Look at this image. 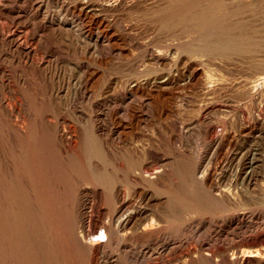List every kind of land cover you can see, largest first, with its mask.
Wrapping results in <instances>:
<instances>
[{"label":"rangeland","instance_id":"374dc122","mask_svg":"<svg viewBox=\"0 0 264 264\" xmlns=\"http://www.w3.org/2000/svg\"><path fill=\"white\" fill-rule=\"evenodd\" d=\"M160 1L118 0L115 2L112 0L111 4L114 3L115 6L113 5V10L105 12L106 20L113 23L119 18L122 20L125 31L120 30V32L112 23L108 25L109 27L95 21L88 24L86 19L84 20L85 26L82 24V31L86 39L82 42L74 39L72 35H67L72 36L69 38L65 34L60 36L58 32H55V38L49 36L48 45L45 44L43 47L48 46L47 49L49 47L54 49L57 52L58 60L52 59L48 64L44 63L42 68L37 71H32L28 65L22 66L20 60H17L18 56L6 52L5 45H0V96L2 94L10 106H15L19 110L20 113L15 114L16 117H19V120L16 118L19 121H17L19 126L23 127L22 122L24 121L25 126L29 128L30 125L31 130L30 132L26 130L27 135L18 133L4 120L5 117L0 110V174L5 176L7 184H11L10 192L14 195L13 198L11 197L12 210L9 215L4 209L6 208L5 197L0 195V199H2L0 200V207L2 206L0 208V226L2 224L0 229V243L2 244H0V248H2L0 264H22L23 262V264H30V261H32L31 264L33 262V264H87L75 249L70 236L67 235L64 223L69 212L71 194L79 185L81 175L87 172L88 174L94 173L93 166L95 160L99 158L97 159L98 155L93 153L92 149L83 147L82 150V147L80 148L81 145L84 146L83 140L75 153L66 154L63 146L57 141L58 139L56 140V137L52 136L53 124L61 122V120L70 122L77 131L82 133L86 131L85 134H89L88 136L92 134L90 129L93 121L98 124L102 123L104 126L108 124L120 132L123 141L130 139L141 141L140 143L144 145L148 144V152L144 157L150 170L143 176L148 178L147 180L152 184L151 186L148 183L130 185L129 189H132L130 190L132 193L129 192L132 195L131 198L135 200L134 203L139 201L140 197L147 195L150 197L151 204H154V207L157 206L156 209H160V207L164 209V204L162 206L161 201H158L160 198L158 195L163 188L168 191L171 187V191L176 190L174 191L176 193L178 190L177 193H182V195H185L184 192L186 193L189 189L186 193L189 195L192 192L191 189L187 186L184 187L187 185L184 184L186 169L192 168L196 164L206 165L204 167L209 168L211 174L208 172V176L206 175V178L202 180V185L198 182V185L201 186L196 185L195 178L193 182L196 183L194 184L192 181L190 183V187L193 184L195 192L192 193L195 197L197 196V205H200V208L193 209L190 215L192 218L190 222H192H189L190 224L186 222L184 224L186 227L184 225L177 227L174 225V221L168 224L166 242L156 244L158 246L166 243L170 249L174 245L176 250L172 249L173 251L168 254L169 257L164 256L165 258H162L165 259L164 261L158 259L162 262L156 261L157 264H166L167 260L170 261V264H176V261L186 251L194 252L195 250L202 255L207 252L211 259L213 256L212 260H208L209 264H223L226 262L224 260H230L231 253H236L234 255L236 257L243 250L264 247V198L259 196L255 189L246 188L238 174L246 172L243 168L244 164L258 158L261 160L260 165L262 164L259 173L262 172V178H259L260 181L258 180L257 184L264 186L263 146L262 143L253 140L256 139V136L253 138L249 131L253 121H264V88L258 86L249 94L246 93L247 86L257 78V70L249 65L251 60L248 57L253 53H245L249 52V49L244 50L246 46L242 47V44L239 43L238 45H229L231 48H228L227 40L221 43L215 42L217 41V27L221 24V26H227L228 30L230 29L227 30L228 32L222 30L227 35L228 33L234 35L238 31L234 35L236 41V38L240 40V34H244L245 31L250 32V27L253 29V27L262 24L264 17L258 15L261 21L258 22V17L253 18L245 14L251 19L249 20L242 14L243 9H237V7H243L236 6L229 0H219L223 2L222 4L218 0H213L212 2L220 4H216L214 7L222 5L221 9L217 8L219 13L217 11L214 14L216 17L213 15V19L202 20L201 26L199 25L198 28L181 25L169 31L161 28L159 23H156L152 18V11L158 9H155V6ZM192 1L186 0L187 3L183 2L179 6V8L183 7L180 14H190L198 7L207 8L209 5L215 4L211 3V0ZM228 5H231V8ZM226 7L229 10L226 11ZM191 9L195 10L191 12ZM231 10H234L232 13H236L235 15L241 11L242 15L239 13L235 17L230 13ZM220 11H222L221 14L224 12L225 15L222 16L225 17L220 15ZM227 12L232 14L231 17ZM59 15L60 10L56 0H11L10 8L0 13V29L4 34L16 30L29 35L39 29L49 31L50 28L53 31V26H55ZM178 16L180 17V15ZM27 18L31 23H27ZM170 19L174 22L180 20L174 16H171ZM170 19L168 18L167 22L173 23ZM214 19L215 21H213ZM206 22L208 23L207 28L204 27L207 25ZM236 22L241 24L240 27L246 26L247 29L243 27L241 28L243 31H241L239 28H234ZM32 23H34L33 27H31ZM251 23L254 25L252 26ZM256 23L258 24L255 26ZM97 32L107 39V50L104 52L99 50L95 44L94 37L95 34H98ZM261 36L264 38L263 33ZM93 43L94 45H92ZM218 46L219 48H217ZM260 48L259 53L262 57L258 55V52V54L254 52V56L252 55L256 61H264V46ZM229 49L233 50V53ZM242 49L243 51H241ZM238 51V56H235ZM154 52L163 53L166 56L165 59L161 63H154L151 60V54ZM242 52L248 55L242 56ZM83 73L84 75H82ZM79 75L84 76H80L83 82L79 80ZM253 76L256 78L252 79ZM135 77H139L138 81L141 86L133 91L135 99L132 100L125 96V89L128 87L127 83ZM161 77H163V81H167L164 89L156 88L151 84H143L145 78L159 83L161 80L159 81L157 78ZM22 79L23 82H21ZM204 83L210 89L208 92L203 89ZM77 88L86 89L90 93V99L81 100ZM99 99L104 100L99 102ZM119 108L126 109L125 119L116 115ZM240 110L244 111V115L239 113ZM13 120L12 122H14ZM103 125L102 127H104ZM24 127L23 129H26ZM105 134L106 138L102 137L106 140L105 144L102 141L104 148L110 144L108 143L110 136L108 133ZM258 143L260 147L257 146ZM137 153L139 152L130 154L137 157L139 156ZM254 153L255 156H253ZM116 171L115 168L111 174H118ZM34 173L38 177L36 176L37 181L33 188L35 189L33 190L35 198L31 202L28 199L32 198V193L28 190V178L29 174ZM210 183H217L221 190L229 191L228 197L218 195L219 193H215L217 197L209 195L207 190H209ZM2 192L6 194L5 189H2ZM92 197L94 196L91 195V201ZM100 200H95L94 210L99 213L97 215L103 217L108 207ZM197 200L194 201L197 202ZM1 202L4 203L1 205ZM29 213L33 214V219H36L35 228L32 229L28 227ZM12 219L13 222H11ZM7 221H10L11 224ZM24 222L27 225L23 224ZM4 231L6 232L4 233ZM31 231H33L32 234ZM19 232H21V236L17 237ZM14 233L16 235L13 238ZM26 234L27 236L31 234L33 237L29 238ZM6 240L7 244H5ZM156 244L155 249H159L161 246L157 247ZM21 251L24 255L21 254ZM133 251L131 250L127 256L129 264L134 263L137 259L139 261L143 259L140 254L144 250ZM221 255L226 258H222ZM113 256L115 257V255ZM114 257L109 261H118L122 264L124 259L120 258L122 259L120 261ZM26 259L30 261H25ZM82 261L84 262L82 263ZM165 261L166 263H164ZM95 263L96 258H93L90 264ZM258 263H260L259 258H251L248 262V264Z\"/></svg>","mask_w":264,"mask_h":264},{"label":"bare ground","instance_id":"6f19581e","mask_svg":"<svg viewBox=\"0 0 264 264\" xmlns=\"http://www.w3.org/2000/svg\"><path fill=\"white\" fill-rule=\"evenodd\" d=\"M111 1L112 0H56V2L59 5L60 15L58 16V20H56L57 22H55L56 23L55 26H53L54 29L51 27V29H53V31L50 30V28H49V31L44 30V29H42V30L39 29L38 31L34 30L35 32L32 35H29L27 33H24V34L21 33L20 30H19L20 32L14 30V31H11L10 33L4 34L3 31L0 29V45H5V47L7 49L6 52L8 51V53L10 52V54L12 53V54H15L16 56H18L17 60H20V62H21V63L20 62H18V63L22 64V66L23 65H26V66L28 65V68H30L32 71L40 70V68H42L44 63L48 64L52 59L58 60L56 58L57 57V52L54 49H52L51 47H49V49H47L48 46L46 48L43 47V46H45V44L48 43L47 39H48L49 36L50 37H54V36H56L55 32L56 33L58 32V34L60 36H61V34H65L66 36L67 35H72L74 37V39L80 40L81 42H82V40L84 41L86 39V37H85V35L83 34V31H82L83 30L82 29V27H83L82 24H84V20L87 19L88 24L92 23L93 21H95V22L100 23V24H106L107 26L111 25L110 23H112V22H109L108 20H106V16H105V12L111 11V10L114 9V7H113L114 3L112 5ZM114 1L116 2L118 0H114ZM190 1H192V0H190ZM207 1H209V0H207ZM212 1L213 0H211V3H215V1L214 2H212ZM220 1H223V0H220ZM220 1L218 0V2H220ZM226 1H228V0H226ZM183 2L185 3L186 0H161L155 6V9H157V8L158 9L157 10L154 9L155 11H152V13H153L152 14V18L156 21V23H159V26L161 28L169 30V31H172V30L178 28V26H181V25H187V26L189 25V26L198 28V26L201 24L202 20L211 19L212 16L217 13V11L219 13V10H217V8L221 9L220 7L222 6L221 5L220 7H214V6H216V4H218V3H215L212 6L209 5V7H207V8L198 7L196 10L194 9L195 11L193 9H191V12L192 11H194V12L190 13L188 11L190 14H185V13H181L180 14V11H183L182 10L183 7L179 8V6L182 5ZM192 2H195V1H192ZM229 2L236 4V6L238 5V6L243 7V8H240V7L238 8L237 7V9H240V10L243 9V11H242L243 15L248 14L249 17H253V18L254 17L255 18L258 17V15H261V17H264V0H229ZM206 3H208V2H206ZM222 3L223 2H220V4H222ZM220 4H218V5H220ZM10 5H11V0H0V13L5 12L7 8H10ZM223 5H225V4H223ZM198 6H200V5H198ZM255 6H257V7H255ZM229 7L231 8V5ZM225 9H226V11L229 10L227 7ZM184 10L186 11L185 7H184ZM11 11H12V9H11ZM233 11L231 10V12L230 11L229 12L232 13ZM236 11H238V10H236ZM221 12L222 11H220V15L222 16L225 11L222 14H221ZM229 12H227V13L229 14ZM239 13L241 14V11ZM239 13H237V15ZM235 14H233V15H235ZM178 15H180V17ZM231 15H230V17H231ZM237 15H235V17ZM171 16L180 18V20L178 19V21L174 22V21H172V19H170ZM248 16L245 15L246 18ZM222 17H225V16H222ZM249 17H248V19L251 20ZM259 17H258V22L260 21ZM168 18L173 23L167 22ZM262 19L264 20V18H262ZM217 20H219V19H217ZM13 21H14V19H13ZM213 21H215V19ZM223 21H224V18H223ZM24 22H22V23H24ZM237 22H239V21H237ZM237 22L235 24L236 27H234V28H237V29L239 28L241 30V28H243V27L245 28L246 27V26L240 27L241 24H239ZM27 23L28 24L31 23L29 19H28ZM203 23H205V22L203 21ZM218 23L221 24L220 22H218ZM33 24L34 23L31 24V27H33ZM112 24L114 26H116L119 31L120 30L121 31H125L124 30V26L122 24V20H120L119 18L116 19ZM243 24H246V23H243ZM257 24L258 23H256L255 26ZM16 25L18 26V24H16ZM221 25L217 27V41H215V42H220L221 43L222 41L225 42V40H227L228 42L227 41L226 42L229 43V44L227 45V43H226L225 47L227 45L228 48H231V46H229V45H234V44L238 45L240 43V44H242V47L246 46V48L244 47L245 51H247L249 49L248 50L249 52H245V53H250L251 52V53H253L252 55L254 56V52H256V53L258 52L259 53L260 52L259 50L261 49L260 47L264 46L263 45L264 44V38H262V36H261L262 33L264 35V22L262 24H260L259 26H257V27H253V29H252V27H250L251 29L248 27L251 31L250 32H246L245 31L244 34H242V35L240 34V40H237V38H236V41H235V37L236 36H234V35L238 31H236V33L234 35H231L230 33H228V35H227L226 32H228L230 29L228 30L227 26H221ZM251 25L253 26L254 24L251 23ZM84 26H85V24H84ZM90 26H91V24H90ZM206 26L208 27V23L204 27H206ZM216 26H217V24H216ZM201 28L203 29V27H201ZM246 29H247V27H246ZM222 30H225L226 32H224ZM232 30H233V28H232ZM241 31H243V30H241ZM95 35L96 36L94 37V40H95V44L98 47V49L101 50L102 52L106 51L107 50V42H106L107 39L103 35H101L100 33L95 34ZM72 36H70V37H72ZM67 37H69V36H67ZM172 41H173V39H172ZM194 43H195V41H194ZM92 45H94V43ZM96 46H94V48ZM36 47H37V49H36ZM222 47H221V49H222ZM238 47H240V46H238ZM217 48H219V46ZM233 49H235V48H233ZM239 49H241V48H239ZM220 50H218V51H220ZM229 50H231V49H229ZM262 50H263V48H262ZM262 50H261V52H262ZM231 51L233 53V50H231ZM241 51H243V49ZM237 53L239 54V51L236 52L235 56H238ZM244 55L245 54H243V52H242V56H244ZM246 55H248V54H246ZM252 55L250 57H248L249 60H251L250 61L251 63L249 65L254 70H257V74H256L257 78L253 76L252 79H254V78H256V79L253 82H251L250 85H248V83L246 84V86L247 85L249 86V87L247 86V88H246V90H247L246 93L247 94H249L253 89L257 88L258 86H261V88H264V61L257 59L259 61V63H256L258 61H256L255 57H253ZM258 55L260 56V53ZM226 56H228V55H226ZM232 56H231V58H233ZM165 57L166 56L163 53H161V52H154V53L151 54V60L154 63H161V61L163 59H165ZM260 57H262V56H260ZM228 58L231 59L230 57H228ZM263 58H264V56H263ZM82 75H84V73ZM80 76L81 75H79V80L81 81ZM138 76H139V74H138ZM141 76H142V74H141ZM81 77H84V76H81ZM138 80H139V77L138 78L135 77L134 79H131L128 83L126 82L127 86H128L127 87L128 89L127 88L125 89V96L129 97L132 100L135 99V95H134L133 91L137 90L141 86V84H140V82ZM157 80H159V81L161 80V81L159 83H156L155 81L153 82L152 80H150V79L148 80V78H145L143 84L155 85L156 88H159V89L166 88L167 81H163V77L157 78ZM23 81L24 80L22 79L21 82H23ZM140 81H142V80H140ZM81 82H83V81H81ZM205 83L203 85V89L206 92H208L210 89H208L209 87L205 86L206 85ZM73 84H75V83H73ZM70 85H71V83H70ZM80 85L82 86V84H80ZM122 86L123 85H121V87ZM74 89H76V88L74 87ZM78 91H79V98H81V100H89L90 99V93L86 89L79 88ZM123 91H124V89H123ZM104 99H99L98 101L100 102L101 100H104ZM99 102H97V103H99ZM0 110H2V112H3V115L5 117L4 120H6L8 125H10L12 128H14L15 131H17L18 133L19 132L23 133V135L24 134L25 135L28 134V133H26V130L28 132L31 131L30 130V125H29V128H27L28 126L26 127L25 124L23 123L24 122L23 121V119H24L23 117H21L23 119H21V118L20 119L23 121L22 125H23V127L25 126L26 129H23V127L19 126L20 125L18 123L19 122L18 121L19 117H16L17 115H15V114H17V112H19V110L15 106H10L8 104V101H6V98L2 94L0 96ZM116 113H117L116 115H118L120 118H124V119H125L126 114H127L126 113V109H122V108H119ZM239 113L241 115H244V111L243 110H240ZM0 118H1V116H0ZM12 120L14 122H12ZM49 124H51V123L49 122ZM101 124L102 123L98 124L96 121L95 122L93 121V123L91 125V129H90V131H91L90 133H92V134L90 136H88L89 134L88 135L85 134L86 131L84 133H82V132H80L78 130L79 131L78 132L75 129L76 127H74L70 122H67L65 120H63V121L61 120V122L58 121V122H56V124H53L54 125V129H53V135L52 136L56 137V140L58 139L57 141H59L60 142L59 144H61V146H63L62 148L64 149V152L66 154L75 153L76 150L79 148L78 145H80V142L83 140L84 141V146L81 145L80 148L82 147L81 148L82 150L84 149L83 147H88L89 149H92V151H94L93 153L98 155L97 159L99 158L98 160H95V165L93 166L94 173H89V174H88V172L84 173L83 175H81L82 177L79 180L80 183L77 186L76 190H75V187L73 186L74 187L73 189L75 191L73 190L74 193L72 191L73 194H71L72 197L70 198L71 202L69 204V212H68L67 217H66V222L64 223V227H65L66 231L68 232L67 235L70 236V239L72 240V243H73L75 249H77V251L82 255V257L85 259L87 264H90V261L93 258H96V263L95 264H120L118 261L117 262L109 261L111 258L113 259V257H114L113 255H115V257L118 258V259H120V258L124 259V260L120 259V261L121 260L123 261L122 264H129L128 262H130V261H128V257L127 256H128V254L130 253L131 250L133 251V250H136V249L145 251V252L142 251L141 254H140V257H143V259L140 260V261H139V259H137L138 261L136 260L134 263H131V264H157L156 261H159L158 259H162L164 256L165 257H167V256L169 257L168 254H170L171 251H173L172 249H174V245H173V248L170 249L169 246L166 245V243H164L163 245L162 244L158 245V246L156 244L158 242H166L165 240H167L166 236L168 235L167 233H168V230H169L168 229V224H170L173 221L175 222L174 225H176L177 227H180L181 225L186 224V222L188 224L190 222V220L192 219L190 217V215L192 214L193 209L194 208H198V209L200 208L199 207L200 205L199 206L197 205V203H198V200H197L198 198H196L197 196L195 197L194 194L192 193L194 191L193 187H192L193 184L190 187V183L192 181V183L195 184L196 182H193V179L195 178L196 181H197L196 185H198V182L202 185V180L204 178H206L207 174L210 173L209 172V168L208 167L207 168L204 167L206 165L202 166V164H198V165L196 164L192 168L190 167V168L186 169L187 170L186 174H184V173L183 174L185 175L184 179L187 181V182L185 181L184 184H187V185H184V187L187 186V187H189L191 189L190 191H192V192H190L191 194L188 195L186 193H188L189 189H188V191L185 190V191H187L186 193L184 192L186 197H185V195H182V193L181 194L177 193L178 190H177L176 193L174 192L176 190L171 191V187H170V190H168V191H167V189L165 191V189L163 188L164 191L162 189L160 194L158 195V197L160 196L158 201H161L162 206L164 204V209L165 210L162 207H160V209L159 208L156 209L157 206L154 207V204H151L150 197H148L147 195H144V196L140 197L139 201H136L134 203L133 201H135V200H133L131 198L132 195H130V192H131L130 190H132V189H129V188H131L130 185L147 184V183L150 184L149 180H147L148 178L146 179L143 176V174L149 172V170H150V168H149L150 166H148L149 164L145 160V157H144L145 154H147L146 152H148V147H147L148 144L144 145L143 143L142 144L140 143L141 141L138 142V141H133V140H130V139H128V141L127 140L123 141L122 138L120 137L121 134H120V132L118 130L114 129L112 126H108V124H106L105 126L102 124L104 126V127H102ZM46 129H48V128H46ZM48 130H50V129H48ZM249 131L253 135L252 136L253 138L256 136V139H253L254 141L256 140L257 142H260V144L262 143L261 144L263 146L262 147V154H264V121H261V122L253 121L250 124ZM105 133L109 134L110 142H108V143H110L111 145L107 144L108 146L105 145L107 147L104 148L103 145L106 143V140L104 138H102V137L105 136V138H106V134ZM100 137L103 140L99 139ZM145 137H147V136H145ZM102 141H103L104 144H102ZM257 146H259V143H258ZM79 151H77V152H79ZM85 152H86V150H85ZM89 152H90V150H89ZM131 152H133V153L134 152H139V153H137V154H139V156H137V157L134 156L133 157L130 154ZM82 153H84V152H82ZM261 155H259V156H261ZM253 156H255V153H254ZM253 158H255V157H253ZM263 158H264V156H263ZM95 159H96V157H95ZM243 162H245V161H243ZM91 163H94V162H91ZM260 163H261V160H258V158L253 160V161H251V162H249V163H246V164H244L245 167H243V168H245L246 172L244 171L245 172V173L243 172L244 174H240V173H238V174H239V178L241 179L242 183L245 184L244 186H246V188H251L252 190L255 189L257 191V193L259 194V196L264 198V186L262 184L260 186L257 184L259 178H262V172H261V174H259L260 173V168H261V165H262V164L260 165ZM115 168H116V170H117L116 172H118V174L117 173L111 174L113 172V170H115ZM36 176L38 177V175H36L35 173L34 174H29V178H28V184H29V189L28 190L32 193V195H31L32 198H28V199L31 202L35 198V195L33 194V192H34L33 190H35V189H33V188H34V184L37 181V177ZM4 177L5 176H2V174H0V195H2L1 197H3V195L5 197V199L3 198L4 201H5V207H6L4 209H6V211L8 212V215H9V214H11V210H12V205H10V202H12V198H13L14 195H12L11 192H10L11 188H9V186L11 184L8 183L9 184L8 185L7 184V179H5ZM7 177H9V176H7ZM125 178H126V180H125ZM188 182H189V185H188ZM151 184H150V186H151ZM219 187L220 186H218L217 183L211 184L209 186V190H207L209 192V195H211V196L214 195V196L217 197L216 194L219 193L218 195H223L224 197L227 196L228 195L227 193L229 191L228 192L223 191ZM148 188H149V186H148ZM2 189H5L6 194H3ZM183 190H181V191H183ZM17 191H18V189H17ZM133 192H135V191H133ZM254 193H255V191H254ZM91 195L94 196V197H92L93 200L95 199L97 201V200L101 199L100 200L101 203H103L104 205H106L108 207V210H107L106 214L103 217L101 215H97L99 213L96 210H94L96 202H95V200L94 201L92 200L93 202L91 201V199H90ZM179 195L182 196V197H180ZM255 195H256V193H255ZM189 196H191L192 198L189 197ZM193 197L197 200V202L194 201L195 199ZM0 200H2V199H0ZM214 200H216V199H214ZM68 202H69V200H68ZM2 203H4V202H1V205H2ZM17 203H19V202H17ZM38 205H39V203H38ZM25 206H27V205H25ZM94 211H95V215H94ZM0 212H1V210H0ZM171 213L173 214V217H172ZM28 215H29V219H30V221L28 222V227L32 229L35 226V224H36V222H35L36 219L32 218L33 214L29 213ZM0 218H1V214H0ZM8 218H10V217H8ZM20 221H18V222H20ZM7 222L10 223V221H7ZM11 222H13V219H12ZM25 222L23 224H26ZM14 224H16V223H14ZM1 226H2V224H1ZM1 226H0V229H1ZM6 227H7V225H6ZM173 229H176V228H173ZM5 230H7V229L5 228ZM5 232L6 231H4V233ZM11 232H12V230H11ZM32 232L33 231H31L30 233L32 234ZM15 233H17V232H15ZM15 233L12 235V237L16 235ZM20 233L21 232L18 233L17 237L21 236ZM27 234H28V232H27ZM27 234H26V236H27ZM31 234H29L30 236H27V237H29V238L33 237V236H31ZM23 235L24 234L22 233V236ZM172 236H173V234H172ZM169 242H170V240H169ZM32 243H33V241H32ZM172 243H173V241H172ZM5 244H7V240H6ZM155 244H156L157 247H159V246H161V247H159V249L158 248L155 249ZM73 245H72V247H73ZM30 246H31V243H30ZM1 249L2 248H0V250ZM208 249H207V251H208ZM128 250H130V251H128ZM174 250H176V249H174ZM195 251L194 252L186 251L184 253V255L182 257H180L176 261V264H190V263L193 264V262H194V264H205V263L209 264V261L213 259V256H212V259H211L208 256L207 252H206L207 254L203 253V255H202L201 253L198 254L199 252L197 253ZM1 252H0V255H1ZM200 252H201V250H200ZM196 253H197V255H196ZM21 254L24 255V253H22V251H21ZM26 254H27V252H26ZM204 254H206V255H204ZM231 254H230L231 258L229 257L230 260H224V262L225 261L226 262L223 263V264H248V262L250 261L251 258H259L260 263H258V264H264V247L255 248V250L254 249H252V250H249V249L248 250L247 249L243 250V251H241L240 255L236 256L238 258L234 257V255H236V253L235 254L231 253ZM133 256H135V255L133 254ZM205 256H208V257H205ZM221 257H222V255H221ZM222 258H224V257H222ZM23 260H22V262H23ZM27 260L30 261L29 259H26L25 261H27ZM134 260H135V258H134ZM164 260L165 259H162V261H164ZM233 260H235V261H233ZM162 261L160 260L159 263L162 262ZM31 262L32 261H30L29 263L31 264ZM83 262L84 261H82V263ZM164 263H166V261ZM211 263H213V262H211ZM166 264H170V261L168 262V260H167Z\"/></svg>","mask_w":264,"mask_h":264}]
</instances>
